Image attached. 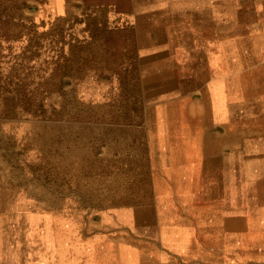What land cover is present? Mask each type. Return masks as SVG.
I'll return each mask as SVG.
<instances>
[{"label": "rangeland", "instance_id": "1", "mask_svg": "<svg viewBox=\"0 0 264 264\" xmlns=\"http://www.w3.org/2000/svg\"><path fill=\"white\" fill-rule=\"evenodd\" d=\"M161 25L129 0H0V264L136 262L144 241L209 238L218 209L238 203L233 172L218 182L203 159L201 128H221L200 84L207 55L193 53L188 21ZM245 66L236 126L250 206L264 203L249 173L250 157L264 163V72Z\"/></svg>", "mask_w": 264, "mask_h": 264}, {"label": "crops", "instance_id": "2", "mask_svg": "<svg viewBox=\"0 0 264 264\" xmlns=\"http://www.w3.org/2000/svg\"><path fill=\"white\" fill-rule=\"evenodd\" d=\"M129 3L133 14H146L150 20L162 24L155 28V33L171 34L174 27H168L167 22L177 24L186 20L192 24L188 30L193 39V53L198 51L200 44L202 54L208 58L207 69L213 72L212 76H203L200 84L208 92L211 90L213 107L218 124H221V128L215 127L208 121L201 128V136L206 141L203 159L210 175L218 176V182L229 183L233 172L239 201L218 209V222L208 225L209 238L200 240L195 236L180 246L153 240L148 241V249L144 241L138 247L137 261L122 264H264V203L242 205V129L238 124L236 126L237 121L240 124L243 112L242 75L237 72L247 70L246 63L248 69H252L249 74L257 77L258 72H264V12H260L257 3L251 0H129ZM227 26L231 30L227 31ZM199 33L201 43L197 40ZM229 61L233 63V73L226 75ZM261 79L263 83L264 75ZM262 83L257 82V86ZM255 113H258L257 107ZM226 145L234 147L222 155ZM258 159H249L251 181L256 183L264 182V163H259ZM221 175L224 176L222 179ZM224 193L227 195L220 193L217 198H230L228 190ZM258 195L256 191L254 198L258 199Z\"/></svg>", "mask_w": 264, "mask_h": 264}, {"label": "bare ground", "instance_id": "3", "mask_svg": "<svg viewBox=\"0 0 264 264\" xmlns=\"http://www.w3.org/2000/svg\"><path fill=\"white\" fill-rule=\"evenodd\" d=\"M141 1V0H140ZM67 3V2H66ZM107 8V7H106ZM102 10V9H101ZM88 13V12H87ZM148 13V12H147ZM140 14V13H139ZM73 15V14H72ZM146 15V14H145ZM140 19V18H139ZM144 20V19H143ZM135 21H136V19H135ZM141 22V21H140ZM140 24V23H139ZM97 29H98V27H97ZM157 31V30H156ZM157 38V37H156ZM159 40V39H158ZM157 40V41H158ZM152 41H153V39H152ZM137 53V52H136ZM134 58V57H133ZM149 60H151V59H149ZM141 62V61H140ZM155 63V62H154ZM151 65H152V63H150ZM149 64V65H150ZM155 65V64H154ZM160 65V64H159ZM144 66H145V64H144ZM146 67V66H145ZM150 69V68H149ZM152 69V68H151ZM149 72H151V71H149ZM156 72V71H155ZM160 73V72H159ZM148 74V73H147ZM141 75V74H140ZM209 76V75H208ZM210 80V79H209ZM168 84V83H167ZM170 84V83H169ZM146 86V85H145ZM159 86V85H158ZM147 87H148V85H147ZM152 89V88H151ZM145 91V90H144ZM156 105V104H155ZM172 105V104H171ZM8 107V106H7ZM169 107H171V106H169ZM167 108V107H166ZM168 110H169V108H168ZM172 110V109H171ZM7 112V111H6ZM174 113V112H173ZM167 116V115H166ZM167 118H169V117H167ZM170 130V129H169ZM162 131V130H161ZM172 132V131H171ZM170 132V133H171ZM128 133V132H127ZM162 133V132H161ZM98 134V133H97ZM164 134V133H163ZM166 134V133H165ZM124 135V134H123ZM114 136V135H113ZM127 136V135H126ZM136 136V135H135ZM70 138V137H69ZM168 138V137H167ZM173 139H174V137H173ZM170 141V140H169ZM173 142H175V141H173ZM166 145V144H165ZM168 145H169V143H168ZM171 145V144H170ZM162 147H164V146H162ZM166 147H168V146H166ZM58 150V149H57ZM164 150V149H163ZM167 150V149H166ZM169 150V149H168ZM56 151V150H55ZM61 151V150H60ZM43 152V151H42ZM169 152V151H168ZM48 153V152H47ZM56 153V152H55ZM54 153V154H55ZM170 153V152H169ZM164 154H165V152H164ZM169 155V154H168ZM68 156V155H67ZM14 157V156H13ZM60 157V156H59ZM61 158V157H60ZM154 158V157H153ZM55 160V159H54ZM143 160V159H142ZM167 160H168V158H167ZM47 161V160H46ZM55 163V162H54ZM60 162L58 161V164H59ZM62 163V162H61ZM68 163V162H67ZM63 165H64V163H63ZM73 165V164H72ZM50 166V165H49ZM68 167H70V165L68 166ZM72 167V166H71ZM67 168V167H66ZM99 168V167H98ZM91 170V169H90ZM93 170V169H92ZM91 170V171H92ZM68 172H69V170H68ZM99 172V171H98ZM124 173V172H123ZM95 174V173H94ZM101 174V173H100ZM103 174V173H102ZM104 175V174H103ZM121 175V174H120ZM73 176V175H72ZM95 177V176H94ZM97 177V176H96ZM150 177V176H149ZM152 180V179H151ZM122 184V183H121ZM125 185V184H124ZM93 187V186H92ZM129 188V187H128ZM91 189V188H90ZM109 190V189H108ZM112 190V189H111ZM92 191V190H91ZM85 192V191H84ZM97 192V191H96ZM106 192V191H105ZM118 192V191H117ZM88 193V192H87ZM92 193V192H91ZM90 193V194H91ZM99 193H101V192H99ZM108 193V192H107ZM93 194V193H92ZM83 195H86V194H83ZM103 195V194H102ZM101 196V195H100ZM97 198V197H96ZM103 198V197H102ZM98 201H101V200H98ZM104 201V200H103ZM105 202V201H104ZM115 202V201H114ZM128 204V203H127ZM136 204V203H135ZM114 205V204H113ZM123 205V204H122ZM3 206V205H2ZM103 206V205H102ZM108 206V205H107ZM104 207V206H103ZM124 208V207H123ZM129 209H131V208H129ZM117 211V210H116ZM153 212V211H152ZM148 213V212H147ZM143 215H145V214H143ZM149 215V214H148ZM149 218V217H148ZM153 219V218H152ZM123 220V219H122ZM151 220V219H150ZM154 221V220H153ZM152 221V222H153ZM135 224V223H134ZM154 228V227H153Z\"/></svg>", "mask_w": 264, "mask_h": 264}]
</instances>
